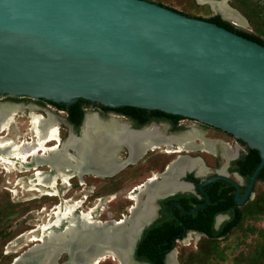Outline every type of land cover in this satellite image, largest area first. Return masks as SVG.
Instances as JSON below:
<instances>
[{"label": "water", "instance_id": "95a60500", "mask_svg": "<svg viewBox=\"0 0 264 264\" xmlns=\"http://www.w3.org/2000/svg\"><path fill=\"white\" fill-rule=\"evenodd\" d=\"M208 18L148 0H0V96L85 98L195 118L261 152L255 179L264 167V45ZM154 211L136 228L139 213L131 214L112 260L144 264L135 251Z\"/></svg>", "mask_w": 264, "mask_h": 264}, {"label": "flooded vegetation", "instance_id": "af4514ba", "mask_svg": "<svg viewBox=\"0 0 264 264\" xmlns=\"http://www.w3.org/2000/svg\"><path fill=\"white\" fill-rule=\"evenodd\" d=\"M214 16L224 20L218 11ZM239 30L246 31L243 27ZM5 100L15 102L14 105L17 106L24 105L20 111L24 109L29 111V107L34 106L37 109L36 112L42 116L48 117L52 114L58 121L60 142H52L51 146L62 145L72 136L81 138L88 129L90 117H95L98 124L111 123L109 129L111 133H118L123 137L137 135L138 139H142L145 133L149 136L155 131L161 138V144L156 150L149 148L144 155L138 156V159H135L130 147L123 142L115 153L118 167L114 175L102 176L92 172L93 174L86 176V178L93 177L95 180H105L104 186L108 191H114L113 189L116 188L115 191L130 192L126 198L131 205L126 208L127 213H124L122 217L130 215L131 208L135 206L136 203L131 198V194L136 189L142 186L145 188L150 184L152 187L164 185V189L175 190L173 194L159 199L155 204V211L153 209L155 221L146 227L137 244L135 258L144 264H169L170 260L174 261L175 258L179 260L181 254V251L177 250L179 244L196 243L198 246L205 238L221 240V251L226 254L231 247V243L228 242L235 235L240 233L246 236L257 225L255 202L259 196V190H264V167L253 179L262 161V155L260 152L258 156L253 151L255 147L246 139L195 118L137 106L106 105L85 98H79L68 105L43 97L35 99L28 95L0 96V101ZM28 117L30 118L29 115ZM14 123L15 121L3 136L8 135L7 137L12 138L9 135ZM192 134L200 135L196 140L197 145L203 144V141L213 143L214 152L199 149L168 151L165 141ZM16 137V140H21L20 136ZM30 139L32 138L29 137L26 140ZM174 142L173 145L178 147V141ZM185 161L193 162L194 167L191 168V165L190 168L181 170L182 163ZM17 167L19 172L23 171V168L20 170L19 165ZM44 168H47L43 169L44 172L52 170L50 167ZM169 169L172 171L170 170L171 173L168 172V174ZM133 170L137 173L130 178V172ZM6 173L11 174L7 171ZM30 173L34 174L35 171ZM76 178L79 184L83 185L81 179ZM72 181L73 179L71 185L66 187L62 182L60 183L58 197L45 196L60 198L62 195L60 186H64L69 191ZM167 182L170 184L166 186ZM142 198V201H146L148 195L144 194ZM63 199H65L64 193L59 203H62ZM70 199L76 202L82 200V198L73 199L72 197ZM85 199L88 200V196H83L84 204ZM99 203L95 208L99 207ZM90 209L79 211L88 212ZM110 219L116 220L115 217Z\"/></svg>", "mask_w": 264, "mask_h": 264}, {"label": "bare ground", "instance_id": "6f19581e", "mask_svg": "<svg viewBox=\"0 0 264 264\" xmlns=\"http://www.w3.org/2000/svg\"><path fill=\"white\" fill-rule=\"evenodd\" d=\"M199 1L200 3L211 2L214 9L229 18L230 21L238 26L245 25L244 17L237 10L231 8L227 0ZM18 109L19 106L10 104L0 108V168L13 172L18 170L17 165H20V170L23 168L26 173L31 170L35 171L34 179L29 181L31 190L35 191L37 190L36 186H41L46 190H52V192H46L50 196H57L59 184L62 182L65 187L69 186L73 177H79L84 185L86 176L93 174L92 172L102 176L114 175L116 167H118L115 153L123 142L130 147L135 159L144 155L149 148L156 150L161 144V138L155 131L149 136L148 133H143L142 139H138L137 135L123 137L118 133H111L109 130L111 123L109 125L98 124L95 117H90L88 129L81 138L72 136L62 145L49 146V143L60 142L58 121L52 114L46 117L35 113L31 116V127L34 133L32 139L22 141L9 138L8 135L2 136L4 131L9 130ZM199 137L200 135L192 134L186 137H175L172 141L165 142L169 152L196 149L214 152L215 145L209 141H203V144L197 145L196 140ZM174 141H178V147L173 145ZM182 164L181 170L190 168L191 165V168L194 167L191 161H185ZM45 166L52 170L44 172L41 168ZM168 184L170 182H167L166 186ZM153 185H155L154 182ZM151 187L150 184L145 188L142 186L131 194V198L136 204L134 203L135 206L131 208L130 215L135 217L139 213L138 224L135 225V228L150 218L154 209L153 199L163 194L165 190L164 185ZM144 194L149 197L146 201H142ZM83 205L82 197V200L77 202L76 200H66L65 203L56 206L52 219L38 228L42 231L41 235L38 237L36 235L35 238L29 240L30 243L39 241L42 244L33 248L29 247L23 252V256L17 255L16 258H19L11 264H61L60 260L64 254L72 257L66 264H78L76 258L85 259L84 264H100L103 259L112 257L116 253L119 254L121 251L116 249L118 245L124 244L125 233L133 221L132 215H125L116 220H101L94 215L95 207L88 212L79 211ZM129 234H132V230ZM116 261L118 260L116 259ZM169 264L174 263L170 260Z\"/></svg>", "mask_w": 264, "mask_h": 264}, {"label": "rangeland", "instance_id": "374dc122", "mask_svg": "<svg viewBox=\"0 0 264 264\" xmlns=\"http://www.w3.org/2000/svg\"><path fill=\"white\" fill-rule=\"evenodd\" d=\"M148 1L155 2L157 4L163 5L165 7L174 9L183 14L193 17L207 18L212 17L217 13V11H215L209 3H200L199 0ZM249 1L255 4L260 3V5H264V0ZM227 3L231 7L238 10V12L244 17L245 25L242 26L244 30L253 33L255 27L248 16L243 12V9L237 5L235 0H227ZM5 104L14 105L15 102L6 100L0 101V107ZM18 106L19 109L14 115L15 123L10 128L9 136L14 139L17 138L16 136H20L21 140L23 141V139L26 140L29 139V137L33 138L34 133L30 122L31 116L33 113H39L36 112L37 109L34 106L29 107L31 112L30 110L28 111L25 109L23 111H20L22 110L24 105ZM28 115L30 116V118L28 117ZM5 132L6 131L2 133V136ZM50 144L51 143H49V146ZM41 169L46 170L47 168L42 167ZM21 172L25 171L23 170L19 172L18 170H15L13 172H10L11 174H7L6 171L3 170V168H0V264L13 263L14 258H16L17 255H21L24 251L31 247V245H33L35 242L30 243L29 240L37 234V237L41 235L42 231L38 228L52 219L54 208L58 205H61L62 203H65V199L69 200L71 197L73 199H77L82 198L83 196H88V200L85 199L86 203L81 210H88L89 208L96 207V205L98 206V203L100 202L99 207L96 208L94 215L101 220L110 219V217L120 219L124 213H127L126 208L131 205V202L126 198V195H128L130 192L108 191L104 186L105 180H95L93 177L89 176V178H86V183H84V185H80L78 179L76 177H73L72 187L69 191H67V189L61 185V197L51 198L45 195H48L46 194L47 191L52 192V190H46V188H43L41 186H36L35 188L37 190L35 191H33L34 189L31 190L32 188L29 181L31 179H34L35 173L32 174L30 173V171L27 173ZM70 185L71 182L69 186ZM63 193L65 195V199H63L62 203H59L63 198ZM58 196L59 191L57 197ZM96 198H99L98 200L100 201H98ZM257 225L258 229L260 227H264V220L260 221ZM238 234L239 235H235L233 239L228 242L231 243V247L227 251L225 258L221 260V264H239L236 262L237 259L241 258L243 253L250 252L252 250V247L254 246L255 240H258L257 233H254V235L247 234L248 236H242L240 235V233ZM236 243L238 244L236 245ZM199 246L200 243L198 244V246L196 245V243H194L193 245H188V243L186 245L179 244L177 250H180L182 253L189 255V253L191 252L195 253L194 251H197ZM218 246L221 250V240H218ZM7 254L10 256H7ZM13 255L16 256L11 260V257H13ZM68 258V255L64 254L60 260V263H64L68 260ZM213 261H216V259H214ZM100 264H118V262L112 260V258L109 257L103 259Z\"/></svg>", "mask_w": 264, "mask_h": 264}, {"label": "trees", "instance_id": "16d2710c", "mask_svg": "<svg viewBox=\"0 0 264 264\" xmlns=\"http://www.w3.org/2000/svg\"><path fill=\"white\" fill-rule=\"evenodd\" d=\"M238 6L243 9V12L248 16L251 20L252 24L255 27L253 33L248 31H243L236 29L232 24L222 20L219 16L210 17L207 20L213 23L218 24L228 30L238 33L241 36L254 40L262 45H264V5H260V3H252L249 0H235ZM237 6V7H238ZM258 156L260 151L257 149L253 150ZM134 171V172H133ZM130 172V178L135 175L137 172L133 170ZM114 191L116 188L113 189ZM256 213H257V224L261 220H264V190H259V196L255 202ZM256 225L248 235H254V233L258 234L257 239L254 242V246L252 250L248 253H243L242 257L237 259V263L239 264H264V227H260L258 229ZM245 232V230H243ZM246 235V236H248ZM195 253L191 252L189 255L180 254L179 259L181 264H221V260L225 258L224 251H221L218 246V241L204 239L200 242V246ZM193 254V255H192ZM214 254V257H213ZM7 256H10L7 254ZM16 255H13L14 258ZM216 259V261H213Z\"/></svg>", "mask_w": 264, "mask_h": 264}]
</instances>
